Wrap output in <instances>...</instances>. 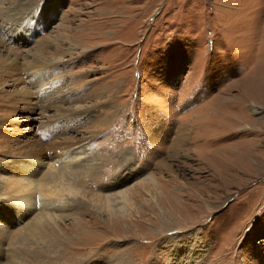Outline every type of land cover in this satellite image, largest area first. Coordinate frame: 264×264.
Instances as JSON below:
<instances>
[{"label":"rangeland","instance_id":"374dc122","mask_svg":"<svg viewBox=\"0 0 264 264\" xmlns=\"http://www.w3.org/2000/svg\"><path fill=\"white\" fill-rule=\"evenodd\" d=\"M0 264H264V0H0Z\"/></svg>","mask_w":264,"mask_h":264},{"label":"bare ground","instance_id":"6f19581e","mask_svg":"<svg viewBox=\"0 0 264 264\" xmlns=\"http://www.w3.org/2000/svg\"><path fill=\"white\" fill-rule=\"evenodd\" d=\"M69 151H70V149H69L68 144L65 142H62V143H59V145L54 149V152L56 153L54 156L55 157L58 155L61 156L60 158H61V160L63 159V163H64L65 162L64 159H65V157H67V155H69ZM30 154H33V153H30ZM47 177L49 178L48 182H51L53 180L54 183H56L58 180L57 178H54L51 170H50L49 174L47 175ZM62 181H64V180L63 179L58 180V182H62ZM48 182H46V183L41 182L38 184H34L30 181V179H27L23 185H18L17 190H16V192H20V191L25 192L19 202H20V204L24 205L27 208H32V201L30 200V196H27V194H28L27 192L32 193V192L36 191V193L38 194V198H39L38 201L36 200L37 201L36 203H38L40 210L46 211V213L44 212V214H45L44 218L49 217L47 220L51 219L50 215H53V213H51V212H54V210H58L60 207V204L62 203L59 200H58L59 201L58 202V201L50 199V196H53V191L55 190L53 188L55 186L53 187L52 185H48L49 184ZM61 187L62 186H59V188H61ZM56 190H58V189H56ZM35 206H36V204H35Z\"/></svg>","mask_w":264,"mask_h":264}]
</instances>
